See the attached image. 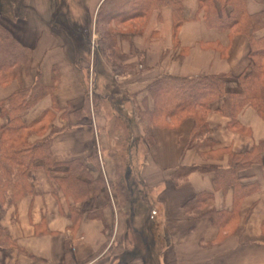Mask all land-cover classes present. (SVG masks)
<instances>
[{"label":"crops","instance_id":"crops-1","mask_svg":"<svg viewBox=\"0 0 264 264\" xmlns=\"http://www.w3.org/2000/svg\"><path fill=\"white\" fill-rule=\"evenodd\" d=\"M105 1L5 0L10 9L0 12V24L31 50L21 76L0 83V105L21 87L44 86L47 94L24 121L40 118L48 127L31 142L52 135L51 163L36 159L30 171L33 193L0 204V227L10 238L0 236V264H123L135 239L140 250L128 264H264V151L236 172L237 185L220 182L216 170L230 171V153L264 141V106H248L233 120L223 98L214 102L207 115L214 144L200 150L188 147L192 116L160 117L151 131L139 117L154 107L149 85L166 76H224L228 92H242L240 77L254 67L250 36L209 26L204 0H174L112 22L121 30L124 65L136 68L119 74L100 52L88 58ZM241 1L246 15L261 16L250 31L264 45V0ZM211 2L219 17L233 9L231 1ZM91 67L102 110L88 95ZM7 122L0 106V130ZM107 152H118L119 163ZM193 167L200 168L177 174Z\"/></svg>","mask_w":264,"mask_h":264},{"label":"trees","instance_id":"trees-1","mask_svg":"<svg viewBox=\"0 0 264 264\" xmlns=\"http://www.w3.org/2000/svg\"><path fill=\"white\" fill-rule=\"evenodd\" d=\"M204 1L206 22L209 26L242 31L250 36L254 67L250 75L240 77L242 92H228L224 76H166L152 82L148 87L154 107L152 109L146 107L142 114L140 111L141 123L146 131H151L160 117L166 120L168 117L179 115L192 116L196 124L188 147L199 150L206 144H214L210 138L211 129L207 123V115L214 102L223 98L224 113L233 115V120H236L238 114L248 106H255L258 109L264 106V45L260 40L255 39L250 31L262 25L261 16L246 15L241 0H226L231 1L233 9L229 16L224 13L219 17L212 0ZM169 3L174 4V0H106L102 4L97 18V29L101 34V51L108 62L116 67L119 74L132 73L134 67L132 64L124 65L123 63L126 56L117 48V38L121 30L113 27L112 22H125L147 14L156 6ZM2 5L0 4L1 13L4 12ZM181 10L176 9L177 13ZM30 61L31 50L23 45L8 28L0 24V83L8 84L18 79L23 66H28ZM47 92L48 89L39 84L33 88L21 87L1 102L2 114L8 118L7 124L0 130V204L2 205L14 204L18 199L33 193L30 171L35 167L36 159H42L44 164L51 163L52 135L31 142L30 136L36 132L34 127L41 119L30 125L24 121L28 110ZM85 109L89 110L88 100ZM39 129L42 131L46 127L41 126ZM263 151L264 141L252 151L230 153V171H224L221 167L216 168L217 178L224 184L237 185L236 172L247 164L256 162ZM77 165L80 166L82 163L79 162ZM195 168H182L177 174L183 177ZM202 169H210V167ZM71 182L74 183V180ZM69 184L73 188L72 183ZM120 186L119 184L117 188L122 196ZM0 236H6L4 239L10 241L6 230L2 227H0ZM123 261V264L129 263L127 258Z\"/></svg>","mask_w":264,"mask_h":264},{"label":"rangeland","instance_id":"rangeland-1","mask_svg":"<svg viewBox=\"0 0 264 264\" xmlns=\"http://www.w3.org/2000/svg\"><path fill=\"white\" fill-rule=\"evenodd\" d=\"M60 1V5H64L65 4V1L66 0H59ZM4 2H5V0H0V4L2 5V7H3V10H4V13L6 14V10L8 11L10 8L9 7H5V9H4ZM8 14V13H7ZM97 25V24H96ZM81 26H83L85 29H83V30H86V29H88V27L87 26H84V25H81ZM124 28H126V27H124ZM76 30V29H75ZM82 30V31H83ZM80 33H82L81 31H79ZM87 33V32H86ZM96 37L92 40L93 42H94V50L92 49V47H90L92 50H93V52H92V50H91V53H90V56L88 57L89 59L90 58H92V55H94V51H95V53L97 54V52L99 53L100 52V54H102L103 55V58H104V60L111 66V67H113L109 62H108V60L106 59V57H105V55L103 54V52L101 51V34L99 33V31H98V29H97V26H96ZM82 42L80 41L79 42V44H78V42H77V46L78 47H76V50H77V53L79 52V54L81 53L82 54V51L85 49V47L86 46H82ZM82 46V47H81ZM79 48V49H78ZM102 57V56H101ZM85 58H87V57H85ZM86 60V59H85ZM90 61H91V59H90ZM86 62V61H85ZM133 67H134V69H133V71H132V73H134L135 71H136V68H135V66L133 65ZM114 68H116V67H114ZM91 69L92 70H90V76H89V81H87V84H88V95H89V98L91 99V101L93 100V99H95V100H97V93H96V87L94 86V84L96 83V73H95V71H93V67H91ZM116 71H118L117 69H116ZM171 99L173 100V98L171 97ZM94 100V102L95 103H99V104H101L99 107H100V109L102 110V108L104 107V105H103V102H100V100H97V101H95ZM95 109V111H96V107L94 108ZM100 110V111H101ZM143 112H145L144 110H141V114L143 113ZM108 114H110V112L108 113ZM109 117H110V115H108ZM142 116V115H141ZM139 117H140V112H139ZM164 117V116H163ZM161 120H163L162 118H160ZM160 120V121H161ZM165 121V120H164ZM108 122H112L110 119L108 120ZM140 122H141V118H140ZM43 124H41V123H39V124H37L35 127H34V130L36 129V132L37 133H45L46 132V130H44V131H40V127L42 126ZM141 125H142V123H141ZM45 126V125H44ZM46 128H48V127H46ZM142 129L144 130V131H146V129H145V127H143V125H142ZM111 138H112V135H111ZM133 139H134V141L137 143V141L139 140V137L137 136V134L135 133V134H133ZM129 146H130V144H129ZM130 148V147H129ZM129 148H128V151L127 152H122L121 153V156H122V163H124L123 161L125 160V159H129V157H131V151L132 150H129ZM135 148H136V146H135ZM134 150L135 149H133V153H134ZM102 152V151H101ZM108 153V155L107 156H112V157H114V160H115V163L117 162V161H119L121 158L118 156V152H107ZM111 154V155H110ZM117 163H119V162H117ZM126 163H128V162H126ZM118 170H119V165H118ZM125 173H126V169H125V167H122V176L123 177H125ZM118 184V183H117ZM119 185V184H118ZM117 191H118V188H117ZM134 235L135 234H137L136 232L134 233V232H132ZM136 242H139V240L138 239H135V240H133V244H134V247L132 248V249H129L128 251H125V257L128 259V261L130 262V260H132L135 256H137L138 255V251L140 250V248H138L139 247V243H136ZM150 254L152 253L153 254V256L155 257V255H156V252H155V250L154 249H150ZM150 254H149V256H150ZM149 258V257H148Z\"/></svg>","mask_w":264,"mask_h":264}]
</instances>
